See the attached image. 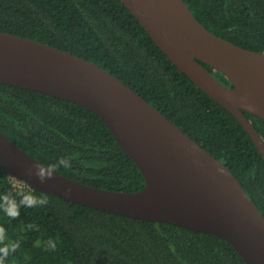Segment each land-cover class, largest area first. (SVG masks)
Here are the masks:
<instances>
[{"label": "trees", "instance_id": "trees-1", "mask_svg": "<svg viewBox=\"0 0 264 264\" xmlns=\"http://www.w3.org/2000/svg\"><path fill=\"white\" fill-rule=\"evenodd\" d=\"M184 2L214 35L264 52V0ZM0 32L72 53L114 75L225 164L264 216V160L250 136L171 63L120 0H0ZM244 115L264 141V120ZM0 131L46 167L68 159L71 167L55 172L71 180L120 192L144 186L103 120L73 102L0 83ZM16 190L45 196L48 203L21 207L16 220L0 211V226L10 240L20 241L7 264H246L215 235L77 205L0 168V193Z\"/></svg>", "mask_w": 264, "mask_h": 264}, {"label": "water", "instance_id": "water-1", "mask_svg": "<svg viewBox=\"0 0 264 264\" xmlns=\"http://www.w3.org/2000/svg\"><path fill=\"white\" fill-rule=\"evenodd\" d=\"M160 51L242 125L264 160V141L244 112L264 120V52L207 30L184 0H120ZM201 63L230 81L225 86ZM0 83L45 93L98 115L144 178L135 192L100 189L41 164L0 131V168L30 188L98 211L169 223L228 242L246 264H264V216L228 167L102 67L48 44L0 32ZM71 189V195H65Z\"/></svg>", "mask_w": 264, "mask_h": 264}, {"label": "clouds", "instance_id": "clouds-1", "mask_svg": "<svg viewBox=\"0 0 264 264\" xmlns=\"http://www.w3.org/2000/svg\"><path fill=\"white\" fill-rule=\"evenodd\" d=\"M71 167L69 160L61 158L56 164L50 165L47 168L40 164L34 165V171L29 170V175H34L40 183L51 180L58 167ZM65 195H71V189L66 190ZM17 197L19 199H17ZM48 200L45 196L37 197L32 193H27L23 190H16L15 193L6 191L0 193V211H3L5 216L10 219L16 220L20 217L21 207L34 208L37 206L47 205ZM29 230L39 231V228L34 224H29ZM48 248L52 251L56 250V242L49 239L47 242ZM20 248L19 240H10L7 235V230L0 226V264H7V261L12 257Z\"/></svg>", "mask_w": 264, "mask_h": 264}]
</instances>
